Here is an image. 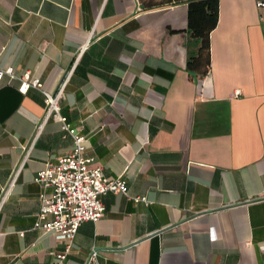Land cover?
<instances>
[{"label":"crops","instance_id":"obj_1","mask_svg":"<svg viewBox=\"0 0 264 264\" xmlns=\"http://www.w3.org/2000/svg\"><path fill=\"white\" fill-rule=\"evenodd\" d=\"M143 1L0 0V70L62 90L90 167L127 188L102 197L104 217L82 223L59 262L67 243L37 228L34 178L74 142L56 121L42 125L39 90L21 94L3 76L0 264H85L93 250L94 264H264L260 0H218L198 82L186 72L199 48L187 1Z\"/></svg>","mask_w":264,"mask_h":264},{"label":"built area","instance_id":"obj_2","mask_svg":"<svg viewBox=\"0 0 264 264\" xmlns=\"http://www.w3.org/2000/svg\"><path fill=\"white\" fill-rule=\"evenodd\" d=\"M257 7L264 25V1H258ZM3 76L17 80L21 94H26L30 88L39 90L44 98L42 125L48 120L56 121L60 130L69 135L74 142V149L70 154L59 157L55 162L44 164L34 178V182L43 189L39 195L41 206L37 214V228L45 233H53L67 243L65 252L56 255V259L61 262L66 258L79 226L84 222L96 223L104 217L102 197L108 193L127 196L126 181L121 176L107 178L101 168L90 167L94 158L85 157L84 138L79 136L76 129L70 128L66 118L60 113L62 90L56 94L47 92L40 80L30 72L16 76L13 68H7L0 70V81ZM5 198L6 193L0 198V210ZM134 201L144 202L145 199L135 198ZM96 256V252L91 251L85 264H94Z\"/></svg>","mask_w":264,"mask_h":264},{"label":"trees","instance_id":"obj_3","mask_svg":"<svg viewBox=\"0 0 264 264\" xmlns=\"http://www.w3.org/2000/svg\"><path fill=\"white\" fill-rule=\"evenodd\" d=\"M161 0L159 3L171 2ZM175 2L179 0H174ZM187 1V31L199 43L194 55H190L186 62V72L196 82L204 79L209 72L210 33L218 22V0H186ZM156 2V3H157ZM147 6H152L154 0H148ZM170 32H177L169 30Z\"/></svg>","mask_w":264,"mask_h":264}]
</instances>
